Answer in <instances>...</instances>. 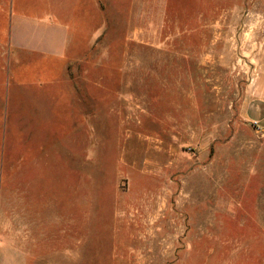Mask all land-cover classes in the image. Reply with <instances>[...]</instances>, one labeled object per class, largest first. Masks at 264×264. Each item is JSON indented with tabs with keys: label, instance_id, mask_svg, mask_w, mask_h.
I'll use <instances>...</instances> for the list:
<instances>
[{
	"label": "rangeland",
	"instance_id": "1",
	"mask_svg": "<svg viewBox=\"0 0 264 264\" xmlns=\"http://www.w3.org/2000/svg\"><path fill=\"white\" fill-rule=\"evenodd\" d=\"M63 9L66 100L15 87L1 136L0 264H234L249 238L264 264V0Z\"/></svg>",
	"mask_w": 264,
	"mask_h": 264
},
{
	"label": "crops",
	"instance_id": "2",
	"mask_svg": "<svg viewBox=\"0 0 264 264\" xmlns=\"http://www.w3.org/2000/svg\"><path fill=\"white\" fill-rule=\"evenodd\" d=\"M81 6L83 0H0V150L13 115L15 87H38L53 99L66 100L63 92L55 93L66 86L67 32L73 22L63 7L72 13ZM218 249L219 262L256 264L258 259L256 238Z\"/></svg>",
	"mask_w": 264,
	"mask_h": 264
}]
</instances>
